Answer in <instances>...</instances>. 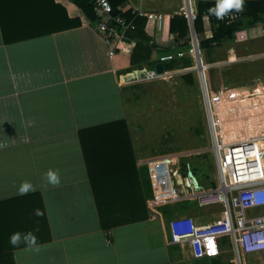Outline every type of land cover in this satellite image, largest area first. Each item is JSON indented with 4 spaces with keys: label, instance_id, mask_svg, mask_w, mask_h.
Segmentation results:
<instances>
[{
    "label": "crops",
    "instance_id": "obj_1",
    "mask_svg": "<svg viewBox=\"0 0 264 264\" xmlns=\"http://www.w3.org/2000/svg\"><path fill=\"white\" fill-rule=\"evenodd\" d=\"M55 2L68 17L79 18L81 26L12 44H4L0 30V202L38 195L48 226L47 241L12 251L15 264H121L118 259L121 253L126 255L124 248L137 242L145 244L138 250L142 264H193L185 246L169 243L170 219L152 208H148L146 221L101 230L78 132L125 120L137 165L146 166L156 157L136 155L129 93L136 82L166 81L179 74L186 84L182 76L190 74L194 84L189 86L199 90L208 103L223 142L220 132L227 124L232 125L234 136L264 135V21L250 24L241 20L232 40L208 51L199 42L212 37L210 19L209 23L201 19L202 33H195L194 23L187 22L189 43L193 34L198 40L197 56L190 50L176 55L172 69L165 70L163 63L165 76L145 80V71L154 69L157 58L164 56L158 50L166 52L175 46L176 35L168 31L169 19L190 11L197 14L200 2L217 0H126L119 10L146 18L144 32L152 46L150 61L135 66L130 65L132 42L123 40L117 55L110 57L105 42L78 8L69 0ZM149 15L159 16L161 21ZM240 36L243 39L235 41ZM50 170L58 174V185L49 182ZM26 184L30 188L25 192ZM152 197L154 203L161 200L154 191ZM152 248L153 255L157 251L162 255L145 261V253Z\"/></svg>",
    "mask_w": 264,
    "mask_h": 264
},
{
    "label": "trees",
    "instance_id": "obj_2",
    "mask_svg": "<svg viewBox=\"0 0 264 264\" xmlns=\"http://www.w3.org/2000/svg\"><path fill=\"white\" fill-rule=\"evenodd\" d=\"M55 1L0 0V30L4 44L80 27V19L68 17L66 10ZM69 1L78 8L87 24L94 28L97 17L93 11V0ZM108 1L113 9V15L119 14L134 24V30L127 31L124 35L125 41L134 44L130 65L149 62L152 46L148 45L150 38L144 32L146 18L130 11L121 12L118 7L126 0ZM216 5L217 3L200 2L193 24L195 33H202L201 17L207 15L213 25L212 37L199 42L200 48L206 51L232 40L241 20L247 19L250 24L264 21V0L244 2L243 11L235 9L227 11L226 13L239 15V18L229 25L215 20L216 15L210 12V9H214ZM166 22L167 20L164 22V29ZM168 31L176 35L175 46L166 52L158 50L160 56L161 54L176 56L190 50L188 25L184 16L171 17ZM183 62L189 64L190 60L185 59ZM172 67L173 61L164 63L165 70ZM182 79L188 85L194 84V78L190 74L182 76ZM78 138L101 230L107 232L121 225L148 220L150 212L147 203L152 199L148 171L146 166L137 165L126 121L121 119L79 130ZM201 161L203 160H198L200 164L191 172L198 181H207L209 187L214 188L216 182L208 175L210 168ZM164 174L162 171H152L153 190L157 199L170 197L167 177ZM198 177H201V180ZM167 213L168 211L162 215L165 217ZM16 233L20 234L21 239L17 246H13L10 237ZM29 233L36 238L35 244L48 239L44 237L48 234V226L40 197L32 195L0 202V264H15L12 251L30 245L25 241ZM209 264L220 263L214 260Z\"/></svg>",
    "mask_w": 264,
    "mask_h": 264
},
{
    "label": "built area",
    "instance_id": "obj_3",
    "mask_svg": "<svg viewBox=\"0 0 264 264\" xmlns=\"http://www.w3.org/2000/svg\"><path fill=\"white\" fill-rule=\"evenodd\" d=\"M93 11L97 17L95 32L108 47V55L114 57L124 40L127 31L134 30L132 21L121 15H113V9L108 0H93ZM134 14V13H132ZM184 17L192 26L197 18L193 12H185ZM149 18L160 17L149 15ZM239 18L236 13H225L222 18L215 17L219 23L229 25ZM203 22L209 23V17L203 15ZM243 36L235 39L241 40ZM198 40L193 34L190 42V52L197 56ZM182 53H178L180 55ZM174 55L168 54L157 58L156 64L173 61ZM154 69L145 71L143 79L151 80L165 76ZM206 102V101H205ZM207 107H209L206 102ZM209 113V109H208ZM208 132L211 137V151L215 154L216 186L210 189L198 187L194 192L191 188L180 193L173 185L176 171L173 170L169 182L172 187V198L154 203L153 197L147 203L152 208L159 203H174L194 200L199 208L212 209L220 207L214 219L196 222L189 216H178L168 221L169 243L185 246L194 260L205 259L213 250L210 242L228 238L231 244L235 264H243L245 255H264V135L248 139L223 142L217 134L214 122L208 114ZM163 159L151 160L147 163L149 181L153 193L154 179L151 167ZM169 161L167 170L169 174ZM178 170V168H175Z\"/></svg>",
    "mask_w": 264,
    "mask_h": 264
},
{
    "label": "rangeland",
    "instance_id": "obj_4",
    "mask_svg": "<svg viewBox=\"0 0 264 264\" xmlns=\"http://www.w3.org/2000/svg\"><path fill=\"white\" fill-rule=\"evenodd\" d=\"M179 76V74L172 75L166 81L161 80L153 83L136 82L128 98L129 122L131 136L136 144V155L141 159L152 157H156L153 160L168 159L170 163L169 174L166 168L168 162L166 161L157 163L158 165L154 168L156 172L162 170H164L162 172H165L168 188L171 191L170 197L167 199L172 198L173 193L169 183V175L172 177L173 170L176 167L178 168V175L183 179L182 183L180 179H173V185L175 188H181L180 193L187 190L185 187L188 189L193 187L191 188L193 191L198 187L210 189L207 181H198L191 172L194 167L200 164L198 160H203L201 162L209 166L208 175L216 182L215 154L210 148L211 137L209 134L207 135L209 107L202 99L201 93H197L199 90L197 91V89L195 90L193 87L184 84ZM231 127L232 125L227 124L224 128H221L220 135L224 142L226 140L259 136L257 134L244 137L234 136ZM200 178L198 177L199 180H201ZM153 211L159 214L168 211L165 214V219L189 216L196 222H205L206 218V221H211L217 217L220 207L203 209L199 208L196 202L192 200L155 204ZM144 245L141 242H137L136 245H128L124 248L126 255L121 256V253L118 262L121 264L144 263L141 262L143 256L141 257L138 253V250H141ZM210 247L213 250L205 259L192 260L189 258L188 260L192 261L193 264H209L214 260L220 264H235L228 238L211 241ZM153 250L154 248L151 249L149 254L145 253V255H148L145 261H154L156 254H161L160 251H157L153 255ZM242 261L243 264H264V255H245L242 257Z\"/></svg>",
    "mask_w": 264,
    "mask_h": 264
},
{
    "label": "clouds",
    "instance_id": "obj_5",
    "mask_svg": "<svg viewBox=\"0 0 264 264\" xmlns=\"http://www.w3.org/2000/svg\"><path fill=\"white\" fill-rule=\"evenodd\" d=\"M243 8L244 0H217L216 7L214 9H210V12H213L217 16V18H222L224 14L231 9H235L236 11H243ZM47 178L51 184H59V176L56 172L50 170L47 173ZM29 188L30 186L26 184L24 186V191L26 192L27 190H29ZM39 214V211H37V215ZM20 239L21 237L19 233L13 234L10 237V243L13 246H17L20 243ZM25 241L32 245L35 244L36 238L31 233H29L25 237Z\"/></svg>",
    "mask_w": 264,
    "mask_h": 264
},
{
    "label": "water",
    "instance_id": "obj_6",
    "mask_svg": "<svg viewBox=\"0 0 264 264\" xmlns=\"http://www.w3.org/2000/svg\"><path fill=\"white\" fill-rule=\"evenodd\" d=\"M155 70H156V72H158V73H162L163 72V66L161 65V64H157L156 66H155ZM190 176H192L191 174H189ZM194 178V177H193ZM194 180H196L195 178H194ZM197 182V181H196Z\"/></svg>",
    "mask_w": 264,
    "mask_h": 264
},
{
    "label": "bare ground",
    "instance_id": "obj_7",
    "mask_svg": "<svg viewBox=\"0 0 264 264\" xmlns=\"http://www.w3.org/2000/svg\"><path fill=\"white\" fill-rule=\"evenodd\" d=\"M190 187H191V186H190ZM191 188H193V187H191ZM185 189H188V188L185 187ZM170 192H171V191H170ZM193 192H194V191H193ZM183 193H184V192H183ZM163 200H164V199H163Z\"/></svg>",
    "mask_w": 264,
    "mask_h": 264
}]
</instances>
